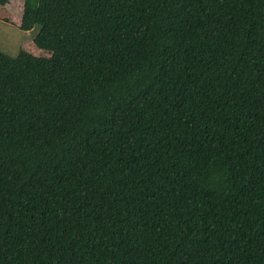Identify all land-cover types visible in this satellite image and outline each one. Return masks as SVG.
<instances>
[{
    "label": "trees",
    "instance_id": "trees-1",
    "mask_svg": "<svg viewBox=\"0 0 264 264\" xmlns=\"http://www.w3.org/2000/svg\"><path fill=\"white\" fill-rule=\"evenodd\" d=\"M35 26L50 57L0 52V264H264V0H24Z\"/></svg>",
    "mask_w": 264,
    "mask_h": 264
},
{
    "label": "rangeland",
    "instance_id": "rangeland-1",
    "mask_svg": "<svg viewBox=\"0 0 264 264\" xmlns=\"http://www.w3.org/2000/svg\"><path fill=\"white\" fill-rule=\"evenodd\" d=\"M23 6L24 0H8L0 4V52L12 57L20 52L33 57H50V52L39 49L33 42L38 26L31 31L21 29Z\"/></svg>",
    "mask_w": 264,
    "mask_h": 264
},
{
    "label": "clouds",
    "instance_id": "clouds-1",
    "mask_svg": "<svg viewBox=\"0 0 264 264\" xmlns=\"http://www.w3.org/2000/svg\"><path fill=\"white\" fill-rule=\"evenodd\" d=\"M24 7V6H23ZM22 22V21H21Z\"/></svg>",
    "mask_w": 264,
    "mask_h": 264
}]
</instances>
